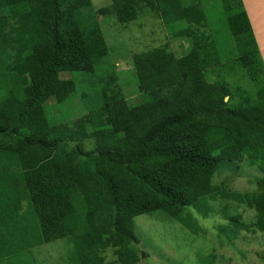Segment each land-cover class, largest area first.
<instances>
[{
  "label": "trees",
  "instance_id": "16d2710c",
  "mask_svg": "<svg viewBox=\"0 0 264 264\" xmlns=\"http://www.w3.org/2000/svg\"><path fill=\"white\" fill-rule=\"evenodd\" d=\"M182 1L111 0L98 9L90 0L0 5V264H22L31 250L65 238L63 264H138L148 254L138 248L136 216L161 211L195 234L200 226L190 208L206 217L217 198L255 211L245 223L223 206L226 225L264 232V86L258 103L230 106L229 84L207 80L198 43L180 57L168 44L134 54L137 97L125 96L113 73L96 74L108 47L84 18L114 16L126 24L148 10L171 39L191 41L196 13ZM220 2L235 62L244 69L260 64L243 1ZM198 13L203 20L195 23L204 25ZM60 73L94 77V89L78 94L81 116L69 117L72 101L81 106L77 85ZM86 140L93 142L88 150ZM246 159L263 173L255 192L213 184L221 161ZM207 260L215 264L214 254Z\"/></svg>",
  "mask_w": 264,
  "mask_h": 264
},
{
  "label": "rangeland",
  "instance_id": "374dc122",
  "mask_svg": "<svg viewBox=\"0 0 264 264\" xmlns=\"http://www.w3.org/2000/svg\"><path fill=\"white\" fill-rule=\"evenodd\" d=\"M93 9L108 6L111 0H90ZM4 0H0V5ZM184 8L193 14L190 18L191 41L171 39L157 17L144 10L132 22L119 23L114 16L84 18L88 25H97L105 38L108 54L97 66L96 74L113 73L125 96L137 97V79L132 56L162 44H168L173 53L180 57L198 43L202 53V68L210 82L225 81L231 89L230 106H244L258 103L257 91L264 86V67L253 60L249 68H241L235 62L237 50L227 30V22L220 0H183ZM204 25L195 23L203 20ZM193 23V24H192ZM196 45V44H195ZM201 55V54H200ZM260 71V72H259ZM259 74V77L257 76ZM63 80H73L77 85L80 107L73 101L68 106L69 117L81 116L84 112L82 99L78 94L94 89V77L86 73H60ZM91 94V92H89ZM228 100V99H227ZM50 102V101H49ZM47 102V104L49 103ZM49 113V111H47ZM64 145V144H62ZM74 148V144L63 146ZM93 147L92 140L84 142V148ZM263 173L246 159L243 162L221 161L213 175V184L229 192L252 193L256 190L255 180ZM213 209L203 217L196 209L190 212L199 224V232L191 233L180 222L167 218L161 211L139 215L134 218V232L139 239L138 248L147 252L148 257L138 264H210L207 255L214 254L215 264H264V232L250 234L226 225L220 211L225 206L229 214H240L242 221L249 223L255 218V211L244 204L217 198L209 202ZM227 207V208H226ZM215 210V211H214ZM69 239L43 244L31 250L22 264H63L69 253ZM107 261L115 258L113 250L105 252Z\"/></svg>",
  "mask_w": 264,
  "mask_h": 264
},
{
  "label": "crops",
  "instance_id": "0c3cea01",
  "mask_svg": "<svg viewBox=\"0 0 264 264\" xmlns=\"http://www.w3.org/2000/svg\"><path fill=\"white\" fill-rule=\"evenodd\" d=\"M264 66V0H242Z\"/></svg>",
  "mask_w": 264,
  "mask_h": 264
},
{
  "label": "water",
  "instance_id": "95a60500",
  "mask_svg": "<svg viewBox=\"0 0 264 264\" xmlns=\"http://www.w3.org/2000/svg\"><path fill=\"white\" fill-rule=\"evenodd\" d=\"M225 101L227 100V98L224 99Z\"/></svg>",
  "mask_w": 264,
  "mask_h": 264
}]
</instances>
